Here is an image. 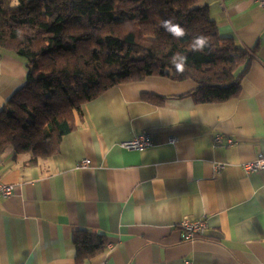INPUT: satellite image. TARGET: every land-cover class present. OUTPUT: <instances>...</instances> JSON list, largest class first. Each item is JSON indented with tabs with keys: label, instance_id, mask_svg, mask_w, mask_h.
I'll return each mask as SVG.
<instances>
[{
	"label": "crops",
	"instance_id": "obj_1",
	"mask_svg": "<svg viewBox=\"0 0 264 264\" xmlns=\"http://www.w3.org/2000/svg\"><path fill=\"white\" fill-rule=\"evenodd\" d=\"M205 5L221 37L253 55L240 96L196 104L194 82L149 77L87 103L79 129L36 166L6 150L0 179L15 191L0 199V264H75L78 231L107 240L89 264H264V170L244 169L264 154V12L251 0ZM26 78L23 60L0 56V113ZM144 131L151 148L120 149ZM184 217L205 219L207 237L184 242Z\"/></svg>",
	"mask_w": 264,
	"mask_h": 264
},
{
	"label": "trees",
	"instance_id": "obj_2",
	"mask_svg": "<svg viewBox=\"0 0 264 264\" xmlns=\"http://www.w3.org/2000/svg\"><path fill=\"white\" fill-rule=\"evenodd\" d=\"M207 0H0V56L26 64L27 78L0 113V155H30L28 166L59 152L65 136L84 121L83 107L109 89L149 77L192 81L187 96L196 104L237 99L254 60L233 38H223ZM171 20L186 30L173 37ZM207 38L203 52L195 37ZM186 57L176 72L172 58ZM163 105L165 98L144 95ZM75 264L104 252V236L78 231L72 236Z\"/></svg>",
	"mask_w": 264,
	"mask_h": 264
},
{
	"label": "built area",
	"instance_id": "obj_3",
	"mask_svg": "<svg viewBox=\"0 0 264 264\" xmlns=\"http://www.w3.org/2000/svg\"><path fill=\"white\" fill-rule=\"evenodd\" d=\"M255 5L264 12V0H251ZM224 141L222 136H215L213 142L215 145H220ZM171 144L177 143L176 140L172 139ZM227 143L229 145L234 144L232 140H228ZM153 145L152 138L150 133L142 132L133 138L126 140L120 143V149L128 152L137 151L141 152L148 148H151ZM264 154H261L255 162L245 165L244 169L246 173H257L264 170ZM90 162L88 160H84L81 163L80 167L89 166ZM221 169L222 167L219 166ZM15 191V186L6 184L0 179V199H9L13 196ZM178 229L181 233V238L184 242H195L200 239H204L208 235L209 226L205 219L194 220L190 217H184L181 223L178 225ZM112 246L110 245L109 248ZM189 264V263H186Z\"/></svg>",
	"mask_w": 264,
	"mask_h": 264
},
{
	"label": "clouds",
	"instance_id": "obj_4",
	"mask_svg": "<svg viewBox=\"0 0 264 264\" xmlns=\"http://www.w3.org/2000/svg\"><path fill=\"white\" fill-rule=\"evenodd\" d=\"M163 27L168 31L173 37L180 39L186 35V30L183 29L179 24L173 23L171 20H166L163 22ZM207 38L203 36L195 37L193 40L192 48L194 51L203 52L207 47ZM171 63L177 73L183 74L186 70V57L177 54L172 58ZM264 164V162H261Z\"/></svg>",
	"mask_w": 264,
	"mask_h": 264
}]
</instances>
